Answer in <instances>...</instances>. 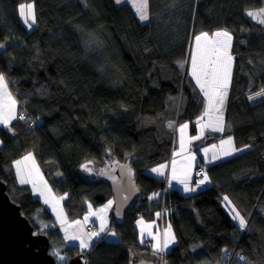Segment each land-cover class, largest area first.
<instances>
[{
	"label": "trees",
	"instance_id": "1",
	"mask_svg": "<svg viewBox=\"0 0 264 264\" xmlns=\"http://www.w3.org/2000/svg\"><path fill=\"white\" fill-rule=\"evenodd\" d=\"M29 1L31 29L18 11ZM257 7L264 0H148L149 19L141 23L129 4L115 0H0V73L25 116L12 121L11 131L0 126V177L10 198L36 229L54 221L15 176L13 161L28 152L50 187L69 193L61 202L67 219L79 216L84 200L98 205L112 198L105 177L80 174L88 159L126 162L140 188L137 205L109 216L119 242L102 235L87 250L62 247L56 228L46 231L50 248L82 253L88 264H130L128 249L150 252L134 227L137 215L165 205L175 243L164 264H264V97L248 99L264 87V25L245 12ZM217 29L231 34L233 57L228 130L220 136L231 135L247 149L207 163L210 185L189 194L171 188L164 197V180L147 170L170 157L169 122L188 121L195 131L204 101L187 72L191 40ZM225 197L247 221L245 229L226 210Z\"/></svg>",
	"mask_w": 264,
	"mask_h": 264
},
{
	"label": "snow or ice",
	"instance_id": "2",
	"mask_svg": "<svg viewBox=\"0 0 264 264\" xmlns=\"http://www.w3.org/2000/svg\"><path fill=\"white\" fill-rule=\"evenodd\" d=\"M117 4L121 3L122 0H115ZM134 7L136 8L137 15L141 21H147L149 19L148 14V0H134ZM19 15L25 24V26L29 29L33 27L35 24V14H34V5L32 3L20 4L19 6ZM246 15L253 20H257L258 23L264 25V8L260 9L258 12L248 11ZM232 46V36L227 31H216L211 35L207 32H201L199 35L194 36V48L189 54L190 61V72L189 75L195 81L196 87L199 88L200 93L203 96V101L205 104L203 116L208 117V122L206 124H201V134H203V130L205 128H209L212 131L221 132L223 131V117H222V106L224 104L225 98L227 96V89L231 80L232 73V62L233 57L230 53V49ZM4 48L3 44H0V49ZM187 62V61H186ZM264 97V87L261 88L260 91L256 92L254 95H250L248 97L249 100H255L257 98ZM17 100L13 97V95L8 91V82L6 81L5 75L0 73V126L5 129L11 131V124L14 120H24L25 116L23 114L17 113ZM216 113V119L213 121L212 114ZM203 119V117H201ZM169 128H173V122H169ZM188 128V124H183L179 128L180 132V150L184 152L187 150L186 141L184 138V133ZM200 136H193L191 140H198ZM191 140L187 142V144L191 143ZM232 140L229 138L227 140H221L220 147L222 154L225 156L231 155L233 152L238 151V149L232 147ZM224 145H228L227 149L224 148ZM217 146L213 145L212 148L215 149ZM205 155L209 152V149L205 148ZM176 155H180V153H176ZM219 156L216 153H213L212 160L218 159ZM196 157L194 154L185 157V160H188L189 163L183 167V170L178 174L175 160L172 161V176L171 180H175L178 183L183 185V191H195V188L189 187V172L191 169V161H195ZM30 161L32 164V168H28L25 162ZM15 167V176L20 184H31L33 187V191H37V179L39 177L40 182L44 184V188L50 193L51 190L47 188L46 181H43V177L39 174V168L35 165V159L32 153H28L26 156L22 158V160H17L14 162ZM84 170L91 172V169L88 165H84ZM126 167V166H125ZM166 165H160L157 168H152L151 172L156 173L159 176H164V168ZM128 174H132V170L129 167L127 169ZM35 172V175H34ZM100 174H103L101 171ZM207 180V176L204 179L197 182L196 187L204 184ZM171 184V181H169ZM40 196H44V191H39ZM158 195V194H154ZM60 199H64L61 197ZM226 201L227 197L224 198ZM49 203V200L45 198V204ZM112 201H109L107 205H105L104 209H101L100 212H105L108 208L111 207ZM230 203V202H229ZM55 211V207L53 208ZM62 211V210H61ZM234 213L232 216L233 220L238 221V228L243 230L247 227V221L243 216L240 215L239 212H236L235 209H231ZM97 213L89 212V216H95ZM159 215V214H158ZM100 230L99 232H92L90 234L82 232V225H80L79 221L73 222L75 225L80 226L77 229V232L70 233L69 228L73 227V225H68V227L64 228L65 239L68 240H78L79 247L81 249H86L90 246L92 242V237H98L101 232H104L106 229L105 217L101 215L100 217ZM57 219L61 221V225L63 226L67 221L66 218L61 219L60 213L57 214ZM88 216L85 217V222H87ZM138 224H143V220L138 221ZM42 228L48 227V225H42ZM149 228L151 225L148 226ZM145 234V230L141 229V243H143V236ZM112 236L116 234L111 233ZM147 235L152 237V240L155 241L152 244V248L155 253H164L171 243L175 242V236L171 232V228L167 229L163 233L162 239L158 236L153 235L150 231ZM195 251V249H194ZM227 250H224L226 253ZM53 255H56L58 260H63L64 257L60 256L58 252L53 251ZM238 259L243 260L244 257H238Z\"/></svg>",
	"mask_w": 264,
	"mask_h": 264
},
{
	"label": "rangeland",
	"instance_id": "3",
	"mask_svg": "<svg viewBox=\"0 0 264 264\" xmlns=\"http://www.w3.org/2000/svg\"><path fill=\"white\" fill-rule=\"evenodd\" d=\"M122 2H126L127 4H129V6L132 8V10L134 11V13L136 14V16H137V18H138V20L141 22V23H143V22H145V21H141L140 19H139V17H138V15H137V12H136V8L134 7V0H122ZM28 3H32V2H22V3H20V4H25V5H27ZM20 4L18 5V10H19V6H20ZM33 4V3H32ZM260 9H262V7H257V8H252V9H248V10H246L245 12L247 13L248 11H252V12H258ZM20 16V15H19ZM20 19H21V17H20ZM22 20V19H21ZM257 21V20H256ZM23 22V21H22ZM258 22V21H257ZM24 24V23H23ZM25 25V24H24ZM26 27V26H25ZM27 28V27H26ZM29 29V28H28ZM216 31H227V30H225V29H217ZM202 32H204V31H202ZM228 32V31H227ZM201 32H196V33H194L193 34V37H192V40H191V45H190V52L193 50V48H194V36L195 35H199ZM210 34V33H209ZM211 35V34H210ZM190 68H191V65H190V61L187 63V72H190ZM254 95V94H253ZM260 98H263V97H260ZM256 100V99H255ZM251 101H253V100H251ZM205 105V104H204ZM169 124V123H168ZM173 124H174V127L173 128H170L171 130H172V133H173V137H174V142H175V137H176V135H175V129H177V127H176V123H174L173 122ZM223 131H221L220 133H219V137H220V134L222 133V132H226L227 130H228V126H227V124L225 123V121H224V111H223ZM193 134H195V132L194 133H191V135H193ZM227 136H230V137H232L231 135H227ZM231 139H233V137L231 138ZM233 141H234V139H233ZM208 144V142H203V143H201V144H199V145H196V148L194 147V146H191L190 147V149H188V150H186L185 151V153H183V154H180V155H178V159L177 160H175L176 162H177V164H176V168H177V173L179 174L182 170H183V167L185 166V165H187L188 163H189V161L188 160H185V157H187V156H190V155H192V154H194L195 155V157H197L198 159V163L196 164H193V161H191V169H190V172H189V176H190V185H195V184H197V182L198 181H200V180H202V179H204V177L205 176H207V168H206V165H207V163H210L211 161H216V160H219V159H222V158H225V157H228V156H230V155H228V156H225V155H223L222 154V151H221V147H216L215 149H213L212 148V146L213 145H207ZM203 146V147H202ZM229 146H226V145H224V148L225 149H227ZM232 147H234V148H236V149H238V151H235V152H233L231 155H233V154H235V153H238V152H243V151H245L247 148V145L246 146H237L236 144H235V141L233 142V144H232ZM172 148H174V146L172 147ZM205 148H207V149H209V152L207 153V155H205V153H204V149ZM216 153V155H218L219 156V158L218 159H215V160H212L211 158H212V156H213V153ZM28 153H32V152H28ZM33 154V153H32ZM198 154H201V156H203V158H204V161L206 162H204L203 160H201L200 159V157H199V155ZM34 156V155H33ZM23 158V157H22ZM22 158H19V159H17V160H22ZM34 159H35V163H37V164H35L38 168H39V173H43L42 172V170H41V168L39 167V164H38V162H37V160H36V158L34 157ZM16 160V161H17ZM15 162V161H14ZM14 162H13V165H14ZM121 162H124V161H121ZM26 164H27V166H28V168H32V164H31V162L30 161H28V162H25ZM126 163V162H125ZM115 164H116V161H102V160H86V161H84L82 164H80L79 165V167H78V170H79V172H80V174L83 176V177H85V178H92V177H105V178H115V176H116V174H115ZM163 164V163H162ZM162 164H160V165H162ZM193 164V165H192ZM84 165H88V167L91 169V172H88V171H85L84 170ZM160 165H158V166H153V167H151V168H149L148 170H147V172L149 173V174H151V173H153V172H151V169L152 168H157V167H159ZM163 165H165V164H163ZM167 165H169V164H167ZM128 166V165H127ZM129 168V167H128ZM166 170H167V167H165L164 168V173L166 172ZM101 171H103V174H100L101 173ZM153 174H155V173H153ZM153 174H151V175H153ZM34 175H35V172H34ZM58 178L59 179H62V177H63V175L61 174V173H58ZM160 178L161 179H163V180H165L166 179V177H165V174H164V176H160ZM36 179H37V181L39 180L38 179V177H36ZM132 180H133V174H132ZM171 181H173V180H171ZM165 182V181H164ZM40 183V189H41V191H45V188H44V184L42 183V182H39ZM47 183V182H46ZM134 183V182H133ZM205 185L204 186H208V184L210 185L211 184V181H210V179H209V177L207 176V180L205 181V183H204ZM47 185L50 187V185L47 183ZM179 187H178V191L179 192H181L182 194H184V192L185 191H183V185L182 184H180V185H178ZM200 188V187H199ZM50 189H51V196L49 197L50 199H55V195H54V190H52V188L50 187ZM169 189H171V188H169ZM169 189H168V191H169ZM163 191L165 192V186H164V188H163ZM168 191H167V193H168ZM56 193V192H55ZM191 193V192H190ZM59 193L57 192V195H58ZM157 195H155L154 197H156ZM109 201H112L113 202V197L112 198H108L107 200H105L104 202H102V203H100V204H98V205H93L92 203H90L88 200H84V202H83V204H82V207H83V209L81 208L80 209V212H79V216H82V217H79V216H76L75 218H73V219H75L74 220V222L75 221H77V219L79 218V222H80V225H82V232L83 233H88V234H90V233H92V232H97L96 231V229L98 228V227H100V224H101V221H100V216L101 215H103L105 218H107V227H106V229H105V231L104 232H101L100 233V235L98 236V237H92V242L90 243V246L92 245V243L93 242H97L98 240H99V238H100V236H104L105 238H106V240L107 241H109V242H119L121 239H120V237L117 235V233L114 231V230H109L108 229V219H109V216L113 213L115 216H123V215H116L115 213H114V209H113V203H112V205H111V207L110 208H108L105 212H103V213H101L100 212V210L101 209H104L105 208V205H107L108 204V202ZM141 200H136L135 202H133V204L132 205H137L139 202H140ZM227 203H228V206L226 205V210L228 211V213L230 214V216L232 217L233 215H234V213L231 211V209H233L232 208V204H230L228 201H227ZM40 207H42V206H40ZM40 210V209H39ZM39 210H38V212H39ZM111 210V211H110ZM162 210V211H161ZM166 210H167V206H165V205H162L161 206V208H160V216L161 217H163V219H165V215H166ZM42 210H40V212H41ZM165 211V212H164ZM89 212H95V213H97V215H95V216H89ZM109 212H110V214H109ZM66 214V213H65ZM142 214H138L137 215V217H140ZM56 216V219H57V215H55ZM86 216H88V220H87V222H85V217ZM37 222H38V219H40V218H38V219H36V218H34ZM70 219V218H69ZM72 219V220H73ZM59 220V219H58ZM92 223H93V225H92ZM105 223H106V221H105ZM70 225H73V227H71V228H69V232L70 233H75V232H77V229L80 227V226H78V225H75L74 223H71ZM170 225V224H169ZM65 227H68V224L67 223H65L63 226L61 225V221H57V220H55L54 219V221L52 222V223H49L48 224V229H56L57 228V231H58V233H59V238H61L62 240H63V244L61 245L62 247H64L65 245L67 246V245H74V246H76L79 250H81L82 251V249H80V247H79V241L78 240H75V241H73V240H68V239H65V232H64V228ZM135 228H136V226H134ZM169 227V226H168ZM171 227V226H170ZM172 229V228H171ZM115 233L116 235L115 236H112L111 235V233ZM138 232V231H137ZM114 239H117V240H114ZM48 240H49V237H48ZM175 243V242H174ZM139 244H141V243H139ZM90 246L87 248V249H89L90 248ZM172 246V245H171ZM171 246L170 247H168V249H167V251L171 248ZM149 248H150V246H149ZM86 249V250H87ZM50 250H52V253H53V251H55V252H58L59 251V249L58 248H50V240H49V251ZM128 251L131 253V259H130V263L132 262V261H134L135 259H137V257H139V256H144V257H149V258H151V260H155V264H164L163 263V258L165 257V255H164V253H155L154 251H153V249L151 250V248H150V252H149V254H145V255H140V254H138L139 253V251H137V250H135V249H128ZM153 251V252H152ZM51 252V251H50ZM59 253V255L60 256H62V257H64V258H69L70 256H69V254H60V252H58ZM53 255V254H52ZM56 258H57V256L56 255H54ZM58 259V258H57ZM157 260V261H156ZM209 264H211V263H209ZM217 264H219V263H217Z\"/></svg>",
	"mask_w": 264,
	"mask_h": 264
},
{
	"label": "water",
	"instance_id": "4",
	"mask_svg": "<svg viewBox=\"0 0 264 264\" xmlns=\"http://www.w3.org/2000/svg\"><path fill=\"white\" fill-rule=\"evenodd\" d=\"M126 166V167H125ZM125 162L115 164V178H106L113 197L116 215H123L136 201L140 188L133 183ZM36 228L13 201L0 177V264H88L82 253L67 261L57 262L49 251V240L45 234L33 231ZM27 238L29 241H27ZM130 264H155L149 257L139 256Z\"/></svg>",
	"mask_w": 264,
	"mask_h": 264
},
{
	"label": "crops",
	"instance_id": "5",
	"mask_svg": "<svg viewBox=\"0 0 264 264\" xmlns=\"http://www.w3.org/2000/svg\"><path fill=\"white\" fill-rule=\"evenodd\" d=\"M216 32V31H215ZM214 33V32H213ZM210 34H212V33H210ZM195 82V81H194ZM8 91L10 92V90H9V88H8ZM11 93V92H10ZM225 101H226V98H225ZM225 101H224V104H223V106H222V109H221V111H222V117H223V111H224V109H225ZM204 107H205V105H204ZM203 113H204V109H203V112H201V114L200 115H198L194 120H193V122H192V124H194V126H195V134H193V135H191V132H190V122H188V121H183V122H181V123H179V124H176V127H177V129H175V135H176V137H175V142L173 143V146H174V148H172V150H171V154H170V157H169V159L167 160V161H165V162H162L163 164H165L166 166H167V170H166V172H165V177H166V179L164 180L165 181V192L164 191H162L163 192V196L165 197V195L167 194V191H168V189L169 188H176V189H178V185H180V183H178L177 181H175V180H173V181H171V176H172V161L173 160H177L178 159V155H176V153H180V154H183V153H185V151L184 152H181V150H180V132H179V128H180V126L181 125H183V124H188V128L186 129V131H185V133H184V138H185V141H186V146H187V150L188 149H190V147L191 146H194L195 148H196V145H199V144H201V143H203V142H205V140H207V138H209V137H213L214 136V134H218V133H220V132H217V131H212L211 129H209V128H205L204 130H203V134H201V129H200V125L201 124H206L207 122H208V117L207 116H203ZM216 113H213L212 114V119H213V121H215V119H216ZM201 117H203V119H201ZM193 136H200V139H198V140H191V137H193ZM231 139L232 137H230V136H220V137H216V138H212L211 140H213V139H216L215 141H212V142H208V144L207 145H216L217 147H220V142H221V140L223 139V140H227V139ZM189 140H191V143L190 144H187V142L189 141ZM210 140V141H211ZM232 140V142H234L233 141V139H231ZM233 144V143H232ZM172 146V147H173ZM226 146H228V145H226ZM203 147V146H202ZM244 147V146H243ZM199 155V157H200V159L201 160H203L204 161V158H203V156H201V154H198ZM20 158H22V157H20ZM17 159H19V158H17ZM17 159H15L14 161H16ZM198 158L196 157V159H195V161H193V164H197L199 161L197 160ZM13 161V162H14ZM205 162V161H204ZM162 163H160V164H162ZM35 164H37V163H35ZM160 164H157L156 166H158V165H160ZM167 164H169V165H167ZM192 164V165H193ZM12 168H13V170H14V172H15V167H14V165H13V163H12ZM42 177H43V181H47L46 180V177H45V175H44V173H39ZM151 174H153V173H151ZM154 176H157V177H159L160 178V176L159 175H157L156 173L155 174H153ZM38 177V176H37ZM38 179H39V177H38ZM18 181V180H17ZM169 181H171V184L169 183ZM40 180H38L37 181V191L36 192H34L33 191V187H32V185L31 184H23V185H28L30 188H31V190L33 191V193L40 199V201L42 202V205L45 207V208H47L51 213H52V215H53V217H54V219L55 220H57V221H60V220H58V219H56V216L55 215H57L58 213H60V215H61V219H64V218H66V223L68 224V225H70L71 223H73L74 222V220L75 219H67V217H66V214H65V211H64V209H63V206H62V199H60L61 197H64L65 196V198L69 195V193L68 192H66V193H64V194H62V195H60V194H58L57 195V192L55 193L54 192V195H55V199H50L49 197L51 196V192L49 193L46 189H45V195L44 196H40L38 193H39V191H41V189H40ZM19 183V182H18ZM20 184V183H19ZM22 185V184H21ZM205 184H202V185H200L199 187H203ZM189 187L190 188H195V190H197V189H199V187H196V184L195 185H190V181H189ZM47 188L48 189H50V187L47 185ZM51 190V189H50ZM53 190V189H52ZM192 193L193 191H189V192H184V194H189V193ZM161 192H159V191H157V192H153L151 195H150V197H148V200L150 199H154V194H158L155 198H157L158 196H159V194H160ZM45 198H47L48 200H49V203H47V204H45ZM55 207V211L53 210V208ZM62 210V211H61ZM111 211V210H110ZM162 211V210H161ZM160 209L159 210H157V211H153V212H148L147 214H146V216H143V215H141L140 217H137V219L135 220V222H134V226H136V229H137V231H138V234H139V239L141 240L142 238H141V229L143 228L144 230H145V234H144V236H143V240H146L147 241V243H148V246H150V248H151V250L153 249L152 248V244H154L155 243V241L154 240H152V237L151 236H149V235H147V233L150 231L153 235H155V236H158V237H160L161 239H162V237H163V233L167 230V229H169V227L168 226H170L169 225V223L168 222H166V220L165 219H163V217H161L160 216ZM153 214V216H150V214ZM109 214H110V212H109ZM159 214V215H158ZM79 217H82V216H79ZM79 220V218L77 219V221ZM140 220H143V224H138V221H140ZM105 221H106V227H107V218H105ZM149 225H151V227L149 228L148 226ZM171 228V227H170ZM99 230H100V227H98L97 229H96V231L97 232H99ZM171 232H172V234H173V230L171 229ZM93 240V239H92ZM114 240H117V239H114ZM174 243H171L170 245H169V247L171 246V245H173ZM81 249V248H80ZM87 249V248H86ZM86 249H82V250H86ZM154 251V250H153ZM152 251V252H153ZM167 251V250H166ZM165 251V252H166ZM164 252V253H165ZM157 261V260H156Z\"/></svg>",
	"mask_w": 264,
	"mask_h": 264
},
{
	"label": "bare ground",
	"instance_id": "6",
	"mask_svg": "<svg viewBox=\"0 0 264 264\" xmlns=\"http://www.w3.org/2000/svg\"><path fill=\"white\" fill-rule=\"evenodd\" d=\"M105 179H106V178H105ZM105 181H106V180H105ZM38 215H39V214H38ZM36 217L38 218L37 215H36ZM34 218H35V217H34ZM45 225H48V224H45ZM47 230H48L47 227H46V228L39 227L38 229H36V230L33 231V234H36V233L45 234L46 237L48 238V235H47V233H46ZM27 241H29L28 238H27Z\"/></svg>",
	"mask_w": 264,
	"mask_h": 264
},
{
	"label": "flooded vegetation",
	"instance_id": "7",
	"mask_svg": "<svg viewBox=\"0 0 264 264\" xmlns=\"http://www.w3.org/2000/svg\"><path fill=\"white\" fill-rule=\"evenodd\" d=\"M70 257H71V256H70ZM70 257H69V258H70ZM55 258H56V257H55ZM69 258H68V259H69ZM56 259H57V258H56ZM68 259H63V260H60V261L57 259V262L62 263V262H64V261H67Z\"/></svg>",
	"mask_w": 264,
	"mask_h": 264
},
{
	"label": "built area",
	"instance_id": "8",
	"mask_svg": "<svg viewBox=\"0 0 264 264\" xmlns=\"http://www.w3.org/2000/svg\"><path fill=\"white\" fill-rule=\"evenodd\" d=\"M20 114H23V113H20ZM24 115V114H23ZM92 225H93V223H92Z\"/></svg>",
	"mask_w": 264,
	"mask_h": 264
}]
</instances>
